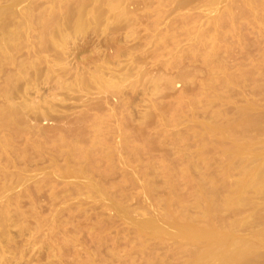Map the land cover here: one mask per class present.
Here are the masks:
<instances>
[{
	"label": "rangeland",
	"instance_id": "374dc122",
	"mask_svg": "<svg viewBox=\"0 0 264 264\" xmlns=\"http://www.w3.org/2000/svg\"><path fill=\"white\" fill-rule=\"evenodd\" d=\"M125 1L129 23L66 53L73 67H93L88 57L119 67L122 91L78 100L43 84L25 99L69 123L40 119L30 137L0 130V189H10L0 195L25 219L9 264H264V0ZM155 215L213 227L208 242L229 236L239 255L224 239V257L200 263L205 237Z\"/></svg>",
	"mask_w": 264,
	"mask_h": 264
},
{
	"label": "bare ground",
	"instance_id": "6f19581e",
	"mask_svg": "<svg viewBox=\"0 0 264 264\" xmlns=\"http://www.w3.org/2000/svg\"><path fill=\"white\" fill-rule=\"evenodd\" d=\"M124 1L125 0L123 1L122 0H12V1L10 0L9 5L7 4L8 2H6V5H4L6 7L4 8L3 6V10L0 9V79H4L2 75L6 74L5 77L10 79V81H8L10 83L8 84L6 83V81L8 80V79L6 80V78H5V82L1 80L5 83L6 86H4L3 83H0L1 85L4 86V87L1 86L0 88L6 87V89L0 90L2 93L0 94V102L3 103L5 102V100H7L10 103L7 106L5 102L7 108L4 107L6 108V110L3 108V110L5 111L3 112L2 115L0 112V117L3 120L1 121L3 126H1L0 124V126L3 127V128L0 127L1 131L4 132V126H6L7 124H9V126L10 124H13V126L16 127L15 131L17 132L19 138L21 135L22 136L27 135L28 137H30L34 135L36 136L37 131L34 129L37 128L36 127L37 122L40 119H47L53 121L55 124L61 123L62 125L64 124V122L69 123L68 119L71 120V118H69L70 113L67 114L66 111L55 110L54 105L52 103L48 104L43 102L44 110H41L39 109L38 104H32L25 99V97H27V94L33 88L37 89L38 86L43 84L50 85L52 83L57 89L64 92L65 96L67 97L72 96L78 100L83 99L82 96L87 97V95H89L90 93L93 95L95 94L94 96L98 98L102 93L104 94V92H106L105 89H113V91L114 92L116 91V93L117 91H122L121 88L122 86L128 83V79L126 78L120 79V76L122 74L116 71L119 69V67L114 68V66L112 67V65L106 62L104 63L103 59H100L103 62L97 60L96 57L93 60L90 59L89 57L87 58V60H90L91 62L93 61L92 62L93 67H90L91 65L86 66V63L84 67H79L80 65L77 67L76 66L73 67L72 65L67 63L66 53L67 51H69L68 48L76 47L77 43H80L78 42L79 40H82V43L79 45L84 47V45L86 44V39L89 37V35H91L90 33H92V35L94 33L97 34L96 31H98V29L99 32H102L100 30H104L106 33L108 30L110 32L116 31L122 26L123 23L125 24L129 23L128 15L131 13V10H129L130 8H128L129 4L127 5L126 1L125 2ZM217 1L218 0H216V3H218ZM120 16L122 19L124 17L126 18L122 20ZM21 41H23L24 43ZM20 42L23 44H20ZM92 52L96 53L95 51ZM94 53L92 54L94 55ZM6 61L10 63L11 66ZM109 65L112 68H114V70L116 69L115 71L118 75L117 74L115 75V72L113 73L114 70L111 71ZM7 66H10L12 68L10 69ZM108 73H110L111 76H109L110 74ZM106 74H108L109 77H114V79L112 78L110 79L109 77H106ZM15 99L17 101H14ZM84 102L85 101L81 102L83 103V106H80L82 107V109L79 107L80 108L79 111L80 112L82 111V113H86L89 110H91L90 108H92L89 107V105L87 104L84 105ZM96 106L98 107V104ZM65 108L67 109L68 107ZM72 114L73 113H71V115ZM77 121H81V120L77 118ZM74 122L75 121H73V123ZM4 134L5 133H2V135ZM8 189L5 190L7 191ZM1 190L2 189H0V193ZM5 190L3 188L2 191ZM2 193H5V197L2 194H1L2 196L0 195V264H9L10 263L8 256L9 254L13 252L23 251V248H21L20 243L22 241L21 239L23 237V234L25 233H23L24 230H23V226H21L22 225L21 222H24L25 219L23 221L21 220V217L24 214V213L21 214L22 210L20 212V210L15 209L13 204L10 206L8 205L9 203L8 201H10L11 199L9 198L8 200L9 196L8 197L6 196L8 193L7 192H2ZM2 197L5 198L6 200L5 199L4 200L8 203L4 202ZM19 197L20 195H18L17 200L19 199ZM17 200L15 199V201ZM12 201L10 202L14 203V198L12 199ZM12 206L14 207L16 212H19L21 214V217L20 216L18 217L17 213H15V211H12L13 210L11 209ZM10 209L13 212V215L14 214L15 216L17 215V218L12 219L14 216L9 218L10 215L12 216L11 214L12 212H10ZM155 216L159 217L158 215ZM168 217H162V218L159 217V218L162 221V219L166 220V218L168 220ZM154 219L157 220L156 218ZM152 220L153 217L149 218V221L148 220L147 221L150 222ZM175 220L176 219L173 218L172 223L169 222L168 220L169 224H166L167 221L166 223H163L165 221L161 222L158 219L156 223L160 221L161 223H163L161 225H164V227L165 225H169L166 226V228L167 227L170 228L171 227L170 225L174 224L172 225L171 228L172 229L174 228L173 229L174 231H176L175 229H179V232L176 231L177 234L180 233L181 236L184 234L183 236L185 237H187V235H185L186 233L189 235L192 234L191 236L194 239L191 237L190 239L191 241L199 240V242L200 241L202 242L203 240L202 238L205 237L204 239L208 242L209 240L212 241V237H214L215 234L217 235V233L212 232L214 228L212 227L213 228L212 229L210 227L212 229L211 230L209 229L208 225H207L208 227L206 226L204 227L205 229L206 228L209 229L208 232L207 231L204 232L205 231V230L203 231L204 228H201L202 232L199 228L197 229L200 231H198L196 228L195 229L197 231L195 229L194 231L193 230L191 231L190 228L193 229V227H190V225L188 226V224L186 223L184 224L182 222H179V220L178 223H176L177 222L176 221L175 224L173 223V221ZM179 223L183 225L181 226V228L179 226L181 224ZM147 224L145 223L143 226H145V228L146 227L148 228V226L149 227L152 226L150 227V229L153 228L154 230H156V228L161 226L160 224L157 225L152 222H151L152 225L149 224L147 226ZM153 224L154 226L155 225L157 226L154 228ZM176 225L179 227H175ZM184 225L185 226L187 225L188 227L186 226L185 227L186 229L182 228L184 227ZM161 229L162 227L157 230H161ZM164 229H162V231H164ZM171 230L169 229L170 232ZM195 237H199V238L195 239ZM225 237L224 239L226 242L229 236L226 238ZM224 239L223 241L220 240L222 242L217 240L218 243L220 242L219 244L216 243L215 241H213L212 243L209 242L207 243L206 241L203 240L205 243H207L205 246L207 249L205 248L204 250L203 248L204 251L207 250L206 253L204 254V251L201 250L203 251L204 255L202 253L201 254L204 256L205 259L202 258L203 256L201 257V254L199 256L201 258H196V259L198 260L200 259L199 261L200 263H202L205 262L204 260H206L208 256L213 254L212 258L214 259H212L210 256L207 258V261L209 260V258L215 260V257L217 260L218 256H216V253H218V250L221 249L222 251H224L226 250L228 244L230 246V243L228 241H230L231 239L229 238V240L227 241L228 243L226 242L227 245L226 246L223 245L222 247L221 243H224ZM231 241L233 243V241L235 240H231ZM208 244L212 246L211 251L209 248L210 246ZM207 245L209 247H207ZM214 245L219 246V248L218 247L216 248ZM229 246L228 249L230 248L232 249L231 246L233 245L231 244V246L230 247ZM244 249L246 250L247 247L246 248L244 247ZM245 250L238 252L240 254L241 253L244 254L243 252H246ZM234 251L235 252H233L232 249V253H231V251L228 250L227 253L228 254L230 253V256L232 254L230 258L233 257V253L239 255L236 250ZM228 254H226V256H228ZM195 257H198V254H196ZM222 257H224V254ZM233 258L235 259V256ZM234 259H231L229 261H234ZM209 261L211 262V260ZM220 261L222 262L225 261L224 263H228L226 259H224V261L223 260ZM210 262H207L205 264H210ZM213 262L217 263V261L216 262L213 261Z\"/></svg>",
	"mask_w": 264,
	"mask_h": 264
},
{
	"label": "water",
	"instance_id": "95a60500",
	"mask_svg": "<svg viewBox=\"0 0 264 264\" xmlns=\"http://www.w3.org/2000/svg\"><path fill=\"white\" fill-rule=\"evenodd\" d=\"M223 259H226V257H224ZM246 261H247V260H246ZM246 261H245V262H246ZM232 262H233V261H229V263H232Z\"/></svg>",
	"mask_w": 264,
	"mask_h": 264
}]
</instances>
